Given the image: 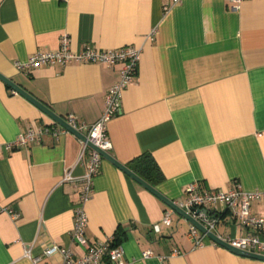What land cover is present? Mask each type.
Returning <instances> with one entry per match:
<instances>
[{"label": "crops", "instance_id": "0c3cea01", "mask_svg": "<svg viewBox=\"0 0 264 264\" xmlns=\"http://www.w3.org/2000/svg\"><path fill=\"white\" fill-rule=\"evenodd\" d=\"M64 36L74 51H142L121 114L107 126L117 162L175 204L186 201L194 183L202 191L240 185L264 194V0H245L238 11L228 0H0V74L62 119L93 125L119 66L15 67L58 49ZM60 127L0 80V144L30 128L49 130L39 142L0 154V264H36L27 250L41 259L37 264H61V254L44 255L53 246L85 253L72 237L80 187L64 177L82 176L86 158L75 135H55ZM145 154L163 176L157 185L132 167ZM85 210L88 240L116 239L120 264H264L209 238L196 248L186 219L106 159ZM167 210L169 226L162 222ZM206 211L218 218L219 238L246 236L230 212ZM251 212L264 217V201H254Z\"/></svg>", "mask_w": 264, "mask_h": 264}, {"label": "built area", "instance_id": "2783aa9c", "mask_svg": "<svg viewBox=\"0 0 264 264\" xmlns=\"http://www.w3.org/2000/svg\"><path fill=\"white\" fill-rule=\"evenodd\" d=\"M182 1L173 0L175 4H179ZM244 1L228 0V3L231 5L233 11H238ZM153 34L148 37L149 40H153ZM141 55V49L132 46L117 50H98L87 46L80 51H74L71 47L70 38L64 36L60 41L58 49L37 52L26 61H16L15 67L18 71H28L42 66H54L57 64L62 66L71 64L119 66V80L107 91L102 116L96 123L93 125L80 123L73 115H69L63 119L72 129L84 134L87 140L100 151L109 153L112 149V144L108 139L107 126L114 117L121 114L123 93L137 76ZM48 132V129L30 128L25 133L19 135L13 142L0 144V154L27 146L33 142H39L42 135ZM54 132L57 135L58 133L69 131L64 127H60L58 130H54ZM84 157L86 158L85 173L82 176L75 177L68 171L64 177V182L78 184L80 187L79 201L74 209L72 237L75 243L83 248L85 253L82 257H76L69 249L53 246L46 249L44 255L47 258H52L61 254V264H101L105 260L110 261L112 264H120L123 249L120 245H114V239L92 244L86 236L88 217L85 207L93 197L94 180L100 173L104 158L97 151L83 143L80 158ZM186 193V201L180 204L176 203V205L192 215L207 232L215 233L219 222L214 214L206 211L208 206H214L221 211L230 212L239 221L240 227L247 230V234L244 237L222 240L238 250L264 255V217L255 216L251 212V204L254 201H264L263 193L245 192L240 185H237L230 191H202L196 183L191 184ZM16 216V214L12 213L13 218ZM162 222L166 226L171 225L172 210H167L164 213ZM156 228L158 230V227ZM188 237L195 244L196 248L203 247L205 240L208 239L206 234L201 233L193 225ZM25 256L36 264L41 261L40 258L32 256L29 250L25 252ZM143 256L147 259L152 256V253L147 251Z\"/></svg>", "mask_w": 264, "mask_h": 264}, {"label": "water", "instance_id": "95a60500", "mask_svg": "<svg viewBox=\"0 0 264 264\" xmlns=\"http://www.w3.org/2000/svg\"><path fill=\"white\" fill-rule=\"evenodd\" d=\"M0 80L4 82L8 87L13 89L16 93L21 95L22 97L26 98L28 101H30L33 105H35L38 109H40L43 113H45L48 117H50L54 122L59 124L60 126L67 129L70 133L75 135L80 141L87 144L88 147L91 149L97 151L104 159L111 162L113 165L118 167L121 171H123L125 174H127L132 180H134L136 183L140 184L142 187H144L146 190H148L150 193H152L154 196H156L159 200H161L163 203H165L170 209L177 212L180 216H182L184 219H186L191 225L195 226L201 233L206 234L207 237L212 240L214 243L224 247L231 253L254 260L264 261V255H258L255 253H250L246 251H241L236 248L231 247L227 242L223 241L221 238H219L215 233L207 232L206 229L183 209L178 207L175 203H173L171 200L164 197L159 191H157L154 187L149 185L147 182L142 180L140 177H138L135 173H133L128 167L122 165L121 163L117 162L109 153L100 151L97 147L92 145L86 138V136L80 132L75 131L70 126L65 123V121L53 113L45 104L34 98L32 95H30L27 91H25L22 87L16 85L11 80L7 79L6 77L2 76L0 74Z\"/></svg>", "mask_w": 264, "mask_h": 264}, {"label": "trees", "instance_id": "16d2710c", "mask_svg": "<svg viewBox=\"0 0 264 264\" xmlns=\"http://www.w3.org/2000/svg\"><path fill=\"white\" fill-rule=\"evenodd\" d=\"M132 167L153 185H157L163 180V176L160 174L156 163L147 154L143 155L134 165L132 164ZM114 245H117L116 239H114Z\"/></svg>", "mask_w": 264, "mask_h": 264}]
</instances>
